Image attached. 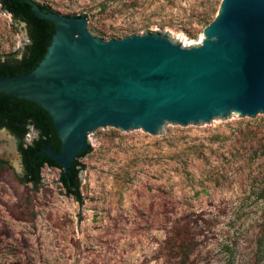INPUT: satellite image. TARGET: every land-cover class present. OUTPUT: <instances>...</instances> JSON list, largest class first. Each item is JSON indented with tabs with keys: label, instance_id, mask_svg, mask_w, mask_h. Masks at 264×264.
I'll use <instances>...</instances> for the list:
<instances>
[{
	"label": "rangeland",
	"instance_id": "rangeland-1",
	"mask_svg": "<svg viewBox=\"0 0 264 264\" xmlns=\"http://www.w3.org/2000/svg\"><path fill=\"white\" fill-rule=\"evenodd\" d=\"M34 1L85 15L105 40L157 32L188 46L222 0ZM27 41L0 5V58ZM11 139L0 131V264H264V117L170 126L158 139L100 130L78 169L79 200L59 167L25 183Z\"/></svg>",
	"mask_w": 264,
	"mask_h": 264
},
{
	"label": "water",
	"instance_id": "water-1",
	"mask_svg": "<svg viewBox=\"0 0 264 264\" xmlns=\"http://www.w3.org/2000/svg\"><path fill=\"white\" fill-rule=\"evenodd\" d=\"M54 32L27 73L0 77V96L39 105L60 140L48 157L73 179L100 131H191L215 121L264 117V0H222L194 45L147 32L102 39L85 15H62L23 0Z\"/></svg>",
	"mask_w": 264,
	"mask_h": 264
},
{
	"label": "trees",
	"instance_id": "trees-1",
	"mask_svg": "<svg viewBox=\"0 0 264 264\" xmlns=\"http://www.w3.org/2000/svg\"><path fill=\"white\" fill-rule=\"evenodd\" d=\"M40 8L49 11L47 5L38 3ZM2 8L12 14V18L16 22L25 21L27 26V37L30 42L24 49V54L20 58L15 56H5L0 58V77L8 75H18L29 72L42 57L49 39L54 32V26L43 22L35 17L31 12V7L23 0H5ZM210 22V21H209ZM207 22V24L209 23ZM6 115L9 122L22 120L24 125L33 124L38 130V137L31 144L24 146V137L28 128H24L20 134L19 146L22 148L23 154V174L25 183H33L37 186L40 182V171L44 164L48 166L62 167L50 159L46 151H40V147L49 145L52 149L58 151L60 149V140L57 133H54L48 128L52 120L49 114L39 105L35 107L14 101L12 99L0 96V116ZM90 151V146H89ZM3 163L0 161V164ZM61 181L67 189L68 193L72 194L79 200L78 191V171L70 181L69 176L64 177L61 173Z\"/></svg>",
	"mask_w": 264,
	"mask_h": 264
},
{
	"label": "flooded vegetation",
	"instance_id": "flooded-vegetation-1",
	"mask_svg": "<svg viewBox=\"0 0 264 264\" xmlns=\"http://www.w3.org/2000/svg\"><path fill=\"white\" fill-rule=\"evenodd\" d=\"M4 1L5 0H0L1 6L4 4ZM11 16H12V14H11ZM21 23L26 28V26H27L26 22L22 21ZM27 30L28 29L26 28V36H27ZM27 39H28L27 43H25L23 48L21 49L20 55L18 57L15 56L16 58H20L21 56H23L24 49H25L26 45L30 42V39L28 37H27ZM24 128H28V130L25 134V137H24V146H26L27 144H31L33 142V140L36 139L39 135L38 130L33 126V124L24 125L22 120H19V121L15 122L14 124H12L11 122H9V119L6 115L0 116V131H4L5 133H7L12 138L11 140L13 142L14 150L17 154V159H18V162H19L22 170L24 169L23 168V154H22V148L19 146V142H20V134ZM29 130H34V132H35L34 135L30 139L27 138V136H30ZM38 152H40V149L38 150ZM0 161H3V160L0 159ZM44 166H48V165L44 164L42 166V168Z\"/></svg>",
	"mask_w": 264,
	"mask_h": 264
}]
</instances>
